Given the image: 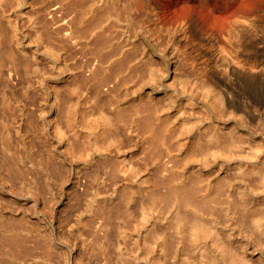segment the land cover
Wrapping results in <instances>:
<instances>
[{"label":"rangeland","instance_id":"rangeland-1","mask_svg":"<svg viewBox=\"0 0 264 264\" xmlns=\"http://www.w3.org/2000/svg\"><path fill=\"white\" fill-rule=\"evenodd\" d=\"M206 49L219 59L204 69ZM263 106L264 0H0V264H155L166 249L200 264L199 248L221 264L195 220L264 264V179L225 167L264 175ZM68 115L61 142L52 122ZM207 180L214 205L181 207L178 230L174 193L203 206Z\"/></svg>","mask_w":264,"mask_h":264},{"label":"bare ground","instance_id":"bare-ground-1","mask_svg":"<svg viewBox=\"0 0 264 264\" xmlns=\"http://www.w3.org/2000/svg\"><path fill=\"white\" fill-rule=\"evenodd\" d=\"M119 7V6H118ZM110 8V7H109ZM113 9V8H112ZM111 9V10H112ZM115 9H118V8H115ZM121 9V8H120ZM123 10V9H122ZM128 11V10H127ZM124 12H125V10H124ZM123 12V13H124ZM192 24H193V28H194V30L195 31H197L198 30V25L196 24V23H194V21H192ZM203 42H207L209 39L205 36L203 39ZM213 41H214V43L216 44V38L215 39H212ZM208 43V42H207ZM204 48V47H203ZM208 51H209V49H206V50H202L201 51V54L199 55V57H200V60H202V62H201V65L200 66H202L204 69H206V68H208L209 67V62L211 61L212 63H216L217 61H218V59H219V55L218 54H216L215 52H211V53H208ZM111 56V55H110ZM146 57V56H145ZM209 58L208 60L206 59V58ZM131 58V57H130ZM132 60H133V57H132ZM206 61H209V62H207L206 63ZM131 64V63H130ZM165 64V63H164ZM231 64V63H230ZM229 64V65H230ZM132 65V64H131ZM215 65V64H214ZM247 69V68H246ZM260 69V68H259ZM218 76H221V74H219ZM167 77H169V75L167 76ZM57 90H55V93H57L56 92ZM169 99V98H168ZM171 101V100H170ZM173 101V100H172ZM58 102H59V100H58V97H56V95H55V97H54V111L56 112V109L58 108L57 106H58ZM172 103V102H171ZM191 103V102H190ZM181 104V103H180ZM183 104V103H182ZM187 104H189V103H187ZM186 105V104H185ZM191 105H192V103H191ZM230 105V104H229ZM264 107V106H263ZM179 106L178 105H173L172 106V112L174 111V110H179ZM146 109V108H145ZM118 110V109H117ZM138 111V110H137ZM136 111V112H137ZM146 111H147V109H146ZM121 112H126V111H122L121 110ZM121 112H119V114L121 115L122 113ZM148 112V111H147ZM264 112V111H263ZM55 114V113H54ZM68 114H70L69 112H68ZM109 113H105V112H103V111H101L100 112V115H98L99 117V120L101 121V123H102V125H103V127H104V129L105 130H107V129H109V128H111L110 126L112 125V121H113V115L112 116H109L108 115ZM124 114H126V115H128V112L127 113H124ZM137 114V113H136ZM170 114V113H169ZM264 114V113H263ZM115 115H116V112H115ZM118 115V114H117ZM119 115V116H120ZM126 115H125V117H126ZM56 116H57V114H56ZM55 116V117H56ZM124 117V115H121V117ZM150 116H152V114L150 115ZM54 117V118H55ZM121 117H119L120 118V120L121 119H123V117L121 118ZM149 117V116H148ZM148 117H146V119L147 120H149L150 119V117L148 118ZM116 118V117H115ZM116 119H118V117L116 118ZM127 118H125V120H126ZM144 119V118H143ZM146 119H144L145 121H146ZM153 119V118H152ZM143 120V121H144ZM154 120V119H153ZM65 122V123H64ZM63 123L64 124H62L61 123V125L57 122V121H54L53 120V125L55 126V129H56V131H57V133H58V136H59V139L61 140V142H63L64 140H65V138L67 137V132H74L75 131V127H76V125H75V122L70 118V116L68 115L67 117H66V119H65V121H64ZM140 122L141 123H145V122H142V120H140ZM150 122H153V121H150ZM150 122H148V123H150ZM177 122H179L177 119L176 120H174L172 123H177ZM188 120H184V122H183V126H185V127H187V125H188ZM127 123V122H126ZM169 123H171V121L169 122ZM147 124V123H146ZM146 124L144 125V128H146L147 126H146ZM152 125L154 124V123H151ZM64 125V126H63ZM148 125V124H147ZM146 126V127H145ZM160 126V125H159ZM159 126H157L158 128H159ZM149 127H150V124H149ZM153 127H154V125H153ZM153 127H151L150 129L147 127L146 129H149L148 130V132L151 134V133H153L154 135H155V133L154 132H156V129H155V131H154V128ZM156 127V126H155ZM188 127H189V125H188ZM187 127V128H188ZM184 129H186V128H184ZM222 128H218V130H215V131H213V132H211V133H208L209 134V138L210 139H214L215 141H216V143H220V141H222L223 140V138L224 137H226L225 136V134H224V132L221 130ZM110 130V129H109ZM75 133V132H74ZM103 133H104V135H103ZM199 134L200 133H203L202 131L201 132H198ZM102 134V136H105V131L103 130V132L101 133ZM110 134V133H109ZM157 134V133H156ZM106 135H108V133L106 132ZM196 135V134H195ZM187 136L186 138H184V139H186L185 141L186 142H188L189 141V143L192 141H197V142H199L200 141V139H201V137H199V136ZM201 135V134H200ZM107 137V136H106ZM110 139L109 138H107V139H109V141H107V143L109 142V143H111L112 145H114V144H116V142L117 141H119V140H117L116 139V137H113L112 135H110ZM153 137V136H152ZM154 138V137H153ZM117 140V141H116ZM202 140V139H201ZM77 141V140H76ZM106 141V140H105ZM77 144V143H76ZM79 144V143H78ZM200 144V143H199ZM186 146V145H185ZM65 147V146H64ZM72 147V146H71ZM203 147V146H202ZM67 148V147H66ZM200 148H201V146H200ZM228 148H230V147H223V145L222 146H217V148L215 149V151L213 152L214 154H220L221 156H224L225 154H223V152H226L227 150H228ZM68 150L67 151H72L71 150V148H67ZM66 151V150H65ZM212 152V151H211ZM70 153H72V152H70ZM69 154V153H68ZM126 155H124V164H126V157H125ZM258 163V165L259 164H262V165H264V162H262V163H260V162H257ZM219 165V164H218ZM226 168H227V171L228 170H230V169H233V170H236V172H237V174L238 175H240V174H245V173H247L246 175H252V176H254V175H256V176H259V177H261L262 179H264V175L261 173V169L259 170V166H251V167H249V168H245V167H240V166H238V165H236V164H233V163H231L230 165H228V166H225ZM189 171V170H188ZM227 171H226V173H227ZM216 172V171H215ZM218 173H214L215 175H216V181L217 180H222L223 179V175H224V172H222V170L220 169V171H217ZM214 175V176H215ZM183 178H185V175H183ZM208 182H207V184L205 185V188H204V190H203V192H202V195H200V192H199V195H200V197L202 198V205L203 206H201V205H199L197 202H194L193 201V198H194V195L196 194L195 192H189L187 195L184 193V192H182V194L184 195V196H181L180 194H178V193H174V196L172 197L173 198V208H175V209H177L178 210V212H179V210H180V208L181 207H183L184 208V210H194V209H196L197 211H199L200 212V210L201 209H205V208H207L206 206H211L212 204H213V200H212V198H210V199H208V198H206V196H207V191L210 189V186L212 185V180H207ZM229 185V184H228ZM141 186H142V183L138 186V188L139 189H141ZM183 189V188H182ZM235 188L233 187L232 188V190H234ZM231 190V189H230ZM231 190V191H232ZM178 191V190H177ZM192 194H194L193 196H192ZM153 198V197H152ZM155 198H158V197H155ZM154 198V199H155ZM161 199V198H160ZM214 200H215V198H213ZM195 200V199H194ZM155 202H157V201H159L158 199H155L154 200ZM197 201V200H196ZM130 202V201H129ZM128 202V207H129V205H130V203ZM155 202H154V204H155ZM200 204H201V202H199ZM216 204V203H215ZM153 205V204H152ZM206 205V206H205ZM214 205V204H213ZM191 222V220L190 219H188V217L185 215V213L184 214H182V213H180L179 212V220H178V226H177V229L178 230H180L185 224H187V225H189V223ZM190 231H191V236H192V241L193 242H197L198 240H199V238L200 237H203V238H209V239H211V241H212V246L214 247V249L216 250V252H217V254L219 255V259H220V261H221V264H252V263H247L242 257H240V255H239V252H238V249L237 248H235L234 247V245H232V244H227L225 241H223L222 240V238H221V234L218 232V230L217 229H215V228H211V227H209V226H207L206 224H204V222H202V221H199V220H195V221H193L192 223H191V225H190ZM165 233H161V234H159L158 236H159V239L160 240H163L164 241V239H165ZM229 240L231 239V238H228ZM231 241V240H230ZM197 251L199 252V254L201 255V258H203V259H201V260H203L202 262H200V264H208L207 263V261H206V259H208L206 256H205V250H203V249H201V248H199V249H197ZM176 253H175V255L174 256H177L178 255V253H177V251H175ZM162 257H163V260H161V259H157L156 261H155V264H177V262H173V261H170V260H168V257H169V252H168V250L166 249L164 252H163V255H162Z\"/></svg>","mask_w":264,"mask_h":264},{"label":"clouds","instance_id":"clouds-1","mask_svg":"<svg viewBox=\"0 0 264 264\" xmlns=\"http://www.w3.org/2000/svg\"><path fill=\"white\" fill-rule=\"evenodd\" d=\"M238 23H244V24H247V20H243V19H241V18H239V17H236V18L230 19V20L228 21L227 29H228V30H231V26H232L233 24H238ZM253 223H254V226H256L257 229L259 230V228H260V222H258V221H254Z\"/></svg>","mask_w":264,"mask_h":264}]
</instances>
